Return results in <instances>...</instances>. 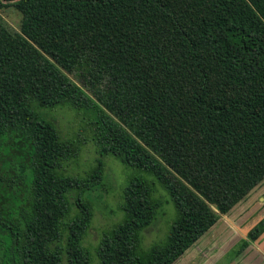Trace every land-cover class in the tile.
Masks as SVG:
<instances>
[{
    "label": "trees",
    "instance_id": "trees-1",
    "mask_svg": "<svg viewBox=\"0 0 264 264\" xmlns=\"http://www.w3.org/2000/svg\"><path fill=\"white\" fill-rule=\"evenodd\" d=\"M7 4L22 20L0 18V264H173L264 179V0ZM59 105L135 172L93 251L103 163L67 172L80 144L39 110ZM160 189L176 215L143 249ZM263 232L264 216L224 261Z\"/></svg>",
    "mask_w": 264,
    "mask_h": 264
},
{
    "label": "rangeland",
    "instance_id": "rangeland-1",
    "mask_svg": "<svg viewBox=\"0 0 264 264\" xmlns=\"http://www.w3.org/2000/svg\"><path fill=\"white\" fill-rule=\"evenodd\" d=\"M0 18L8 30L20 32L22 14L14 5L7 4L2 7ZM39 110L54 121L62 138H71L80 144L77 155L66 166L68 173L83 176L98 166L99 159L103 163V183L94 193L93 217L84 239L85 245L93 251L102 232L123 218L124 213L120 208L123 188L135 172L113 155L101 156L98 153L91 132L85 125L82 111L69 105L40 107ZM159 193L164 198V203L158 209L154 221L142 231V244L146 247H142L143 249L165 240L176 215L168 194L163 189ZM263 216L264 179L226 214L221 215L173 264H264V232L256 240L250 241L247 248L232 261H224L225 253L246 237Z\"/></svg>",
    "mask_w": 264,
    "mask_h": 264
}]
</instances>
